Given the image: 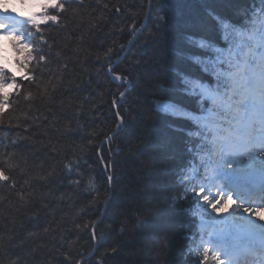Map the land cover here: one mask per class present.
<instances>
[{
    "label": "trees",
    "instance_id": "1",
    "mask_svg": "<svg viewBox=\"0 0 264 264\" xmlns=\"http://www.w3.org/2000/svg\"><path fill=\"white\" fill-rule=\"evenodd\" d=\"M68 6L71 10L62 14L59 26H42L49 43H56L53 54L60 53L49 67L59 75L57 69L67 64L62 82L41 97L34 85L21 81L22 94L13 97V106L0 117V150L14 153L11 162L20 165L11 173L17 189L0 183V264H96L103 253V264H200V251L190 243L198 218L206 213L187 187L191 170L187 178L177 179L187 167L185 145L191 141L169 127H184V122L154 110L158 97L153 95L160 90L146 88H154V80L171 85L173 67L200 74L190 62L176 60L175 52L198 51L186 45V33L223 46L219 33L204 23L205 8L224 11L223 0H151V6L149 0H84L83 6ZM158 7L167 22L160 31ZM133 25L140 32L131 51L120 52L121 45L128 47L132 41ZM109 47L114 49L113 63L123 55L116 71L127 70L138 85L124 105L129 114L113 145L105 133L115 128V112L123 109L112 104L119 101V93L103 58ZM138 58L150 61L136 68L133 61ZM28 91L32 99H25ZM181 102L194 110V101ZM77 105L82 112L74 119ZM68 124L71 135L64 132ZM109 147H119V154L109 153ZM101 149L104 161L110 156L113 160L111 183L99 158ZM73 153L82 165L79 188L61 171L65 156L74 158ZM53 168L55 177L41 178ZM90 182L99 193L85 191ZM21 189L23 201L17 195ZM140 215L143 219L135 226ZM92 222L95 240L92 229L83 227Z\"/></svg>",
    "mask_w": 264,
    "mask_h": 264
},
{
    "label": "snow or ice",
    "instance_id": "2",
    "mask_svg": "<svg viewBox=\"0 0 264 264\" xmlns=\"http://www.w3.org/2000/svg\"><path fill=\"white\" fill-rule=\"evenodd\" d=\"M18 2L36 11L28 15L21 13L20 25L17 26L14 11L10 14L8 0H3V10L0 11V40L10 42L14 56L0 50V117L4 115L5 110L13 106L12 97H19L22 94L23 86L18 80H26L34 85L37 89L35 95L48 97V89L56 91V85L62 82V73L67 68L66 63L62 69L58 68L57 72L60 73L58 75L49 67L60 53L53 54L56 43L55 41L49 43L42 26L49 23L59 26L62 14L71 10L68 6L69 0H18ZM71 3L83 6L84 0H71ZM149 3L151 6V0ZM104 7L107 8L108 5L105 4ZM222 8L224 11L207 6L204 16V23L211 25L212 29L219 33L222 47L204 36L186 33V45L198 51L175 52L176 60L190 62L199 68L200 74L190 75L179 67H173L171 85L165 81L154 80V88H146V91L160 90L159 95H153L158 97L154 101V110L171 120L184 122V127L178 128L174 124H169V127L173 132H182L191 141V144L185 145V152L188 153L187 167L177 179L182 181L187 178L189 176L187 173L191 170L192 175H202L218 189L214 197L206 194L203 187L192 189L200 197L203 206H206L205 211L209 212L211 217L207 220L201 217V230L204 231L206 227L211 226L212 236L230 237L237 248H253L250 242L254 239L259 240L258 253L264 257V230L257 234L253 228L256 222H264V155H261L260 150L249 151L245 148L241 138L243 130L235 126L237 117L233 115V109L240 106L237 101L246 75L237 73L236 70L245 63L249 66L254 63L255 53L264 54V0H223ZM162 9V7L156 9L158 31L164 29L167 24L165 17L159 15ZM32 29H35V32ZM139 32L140 29L133 25L132 36L136 38ZM37 33L40 34L38 42L34 40ZM133 43L134 40L129 41L128 47L121 45L119 51L130 52ZM113 54L114 49L109 47L103 53V58L107 61L106 66L112 81L118 82L119 101L114 99L112 104L123 109V112H115V128L110 129V134L105 133V140L109 145L116 143L115 136L129 114V109L124 105L129 102L133 90L138 88V85L133 84L127 70L116 71L119 60L113 63ZM149 61L150 59L138 58L133 64L136 68L143 67ZM45 75L49 77L47 82L43 79ZM142 87L145 88L144 83ZM33 96L34 94L28 91L25 99H32ZM181 98L194 101V110L181 102ZM80 112L82 106H75L72 118L78 119ZM185 122H191V127ZM64 132L66 135L72 134L70 124L65 127ZM94 134L95 130L89 135ZM103 143L104 141H101V144ZM167 145L165 142L162 146ZM108 152L118 155L120 148L113 150L109 147ZM201 152H206L207 155L200 157ZM102 153L103 149L99 158L105 163L108 182L111 183L113 174L110 169L113 160L110 156L108 161H104ZM73 156L74 158L65 156L61 163V171L70 177L71 185L79 188L82 183V173L79 169L82 165L80 157L75 156V153ZM15 158L14 153L0 150V183L13 190L17 189L18 182L11 173L20 167V165L14 167L11 162ZM24 164H27V160ZM55 174L56 169L53 168L41 178L51 179ZM85 191L99 193V188H94L90 182ZM234 192L240 193L243 198H259L262 203L260 206H245L243 199L234 198ZM17 195L21 201L25 199L23 189ZM107 200L103 202L106 204ZM142 219L143 216L140 215L135 226H139ZM83 227L91 228L92 239H98L95 222ZM216 243L221 245L220 240H216ZM200 249V264H250L247 257L235 259L231 246L223 247L227 255L214 251L209 243L203 241ZM104 254H101L96 264H103ZM77 264H80V261H77ZM260 264H264V259L260 260Z\"/></svg>",
    "mask_w": 264,
    "mask_h": 264
},
{
    "label": "rangeland",
    "instance_id": "3",
    "mask_svg": "<svg viewBox=\"0 0 264 264\" xmlns=\"http://www.w3.org/2000/svg\"><path fill=\"white\" fill-rule=\"evenodd\" d=\"M0 1H3V0H0ZM8 3H10V2H8ZM11 5L13 6L14 11H16V12H18V10H19V12L25 13V10L27 9V7H25L24 5H21L18 2V0L11 1ZM34 11H36V9H34ZM25 14L28 15V14H30V12H26ZM0 50L5 51V49L2 47V45H0ZM261 55L264 56V54H261ZM249 70L250 71L254 70L253 65L249 66L247 71L249 72ZM256 73L264 76V65L259 67L256 70ZM250 78H252V77H250ZM260 82L262 83V87L264 89V80L260 79ZM249 86H250V89L253 88V90H257V87L254 89V87L250 83H248V87ZM258 86H261V85L258 84ZM247 96H248V93H247ZM244 100H246V99H244ZM244 100H242V101H244ZM242 101L237 102L238 105H240V106L238 108L234 109L235 110V116L237 117V119L235 120V125H239V126L244 127V126H248V124H251L252 121H255V123L258 124V122L256 121V120H259L258 116H261L260 118H261V120H263L262 116H264V95L257 93V97H253L250 100H247L245 103H243ZM258 101L260 102V105L262 106L263 111L258 113V114H256V113L253 114L254 106L257 105V107H258V104H259ZM258 126L260 127V129H262V130L264 129V126L262 124L261 125L259 124ZM254 130L252 132H250L249 135L253 134ZM259 136L264 137V134H261ZM257 145H259V142H254L253 148H255ZM263 145H264V142L258 147L259 149H257V150L264 152V146ZM203 180H204L203 182H205L207 179L203 178ZM199 187H203L205 189L206 194L213 196V197L216 196V193L218 191V189L216 187H212V184L209 181H206V183H201L198 186V188ZM209 227H210V231L208 232V235L210 237H212V235L210 233L213 232V229L211 226H209ZM253 228L257 232V234H260V232L262 230H264V222H256V224L253 226ZM221 238H224V240H226V241L229 239L231 240V238H228L227 236L221 237ZM223 242H225V241H223ZM251 243H253V245L258 244L259 240L254 239L251 241ZM236 251H237V249H236Z\"/></svg>",
    "mask_w": 264,
    "mask_h": 264
},
{
    "label": "bare ground",
    "instance_id": "4",
    "mask_svg": "<svg viewBox=\"0 0 264 264\" xmlns=\"http://www.w3.org/2000/svg\"><path fill=\"white\" fill-rule=\"evenodd\" d=\"M33 10H34L33 8L27 7V11L28 12H32ZM261 155H264V154H261ZM246 199L249 200V201H252V202L262 203V201L259 198L250 197V198H246ZM229 244H230V246H232V243H229Z\"/></svg>",
    "mask_w": 264,
    "mask_h": 264
}]
</instances>
